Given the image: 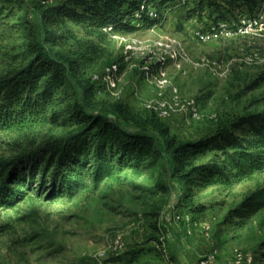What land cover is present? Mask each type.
Segmentation results:
<instances>
[{"label":"rangeland","instance_id":"obj_1","mask_svg":"<svg viewBox=\"0 0 264 264\" xmlns=\"http://www.w3.org/2000/svg\"><path fill=\"white\" fill-rule=\"evenodd\" d=\"M37 1L21 0L0 26V75L19 65L16 55L30 32L41 39L48 28L29 6ZM197 1L178 0L163 24L112 35L105 57L82 68L81 77L95 87L94 101L122 104L134 120L155 117L180 140H198L246 113L264 111V32L203 42L196 32L213 20L187 18ZM73 29L82 42L90 41ZM79 48L73 40L61 47L67 55ZM114 64H126L125 71L113 75L108 69ZM158 103L176 110L160 116L152 108ZM61 132H0V158ZM157 183L170 190H146ZM261 187L264 173L231 186L198 184L187 198L189 187L160 163L74 198L31 195L13 208L0 207V264H202L212 254L210 264H238L239 253L240 264H264V210L250 219L229 214ZM189 219L198 224L191 233Z\"/></svg>","mask_w":264,"mask_h":264},{"label":"trees","instance_id":"obj_2","mask_svg":"<svg viewBox=\"0 0 264 264\" xmlns=\"http://www.w3.org/2000/svg\"><path fill=\"white\" fill-rule=\"evenodd\" d=\"M20 2L0 0V26L15 15ZM177 2L38 0L29 4L48 28L41 39L30 32L31 38L16 55L19 65L0 75V132L45 127L62 132L0 158L1 208H13L31 195L48 201L74 198L121 180L127 171L141 176L160 163L189 187L187 198L198 184L231 186L264 173V111L246 113L198 140H180L155 117L134 120L122 104L95 102L94 85L81 77L83 67L105 57L104 45L112 35L163 24ZM150 6L154 17L149 15ZM263 10L264 0H198L187 9V18L219 23ZM74 27L90 41L82 42ZM70 40L80 48L67 55L61 47ZM125 69L126 64L120 65L118 73ZM146 190L167 193L170 188L157 183ZM262 210L264 187L229 214L250 219ZM118 263L111 259L108 264Z\"/></svg>","mask_w":264,"mask_h":264},{"label":"built area","instance_id":"obj_3","mask_svg":"<svg viewBox=\"0 0 264 264\" xmlns=\"http://www.w3.org/2000/svg\"><path fill=\"white\" fill-rule=\"evenodd\" d=\"M149 15L154 17L156 16L155 9L150 6L149 8ZM137 17H140V13L136 15ZM108 31H112V27H109ZM264 32V13H260L257 15H239L237 18L231 20V21H221L219 23H210L209 28L207 30H199L196 32V35L198 38L203 42H208L214 39H220V38H231L234 36H250V35H256L259 33ZM118 66L116 64L112 65V67H109L108 71L114 75L115 72H117ZM96 78H98L96 76ZM175 102L179 103V96L175 95ZM189 104H194V101H190ZM153 110L157 112L160 116L168 117L171 115L172 111H175L176 108H173L171 106H167V104L158 103V105L152 106ZM194 116L197 117L198 113L197 110L194 109L193 111ZM176 205H172V209L176 210ZM176 218L180 219V215H176ZM185 219V217H183ZM191 223V227L189 228V233L192 231V227L198 226L196 222H193L191 219H189ZM244 255L242 253H239L236 257L237 263L240 264L243 261ZM215 259V255H209L206 258L203 259L202 264H210Z\"/></svg>","mask_w":264,"mask_h":264}]
</instances>
